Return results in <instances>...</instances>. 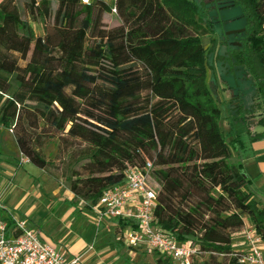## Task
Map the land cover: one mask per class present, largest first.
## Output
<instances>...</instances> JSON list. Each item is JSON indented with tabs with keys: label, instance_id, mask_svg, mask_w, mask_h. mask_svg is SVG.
Masks as SVG:
<instances>
[{
	"label": "trees",
	"instance_id": "trees-1",
	"mask_svg": "<svg viewBox=\"0 0 264 264\" xmlns=\"http://www.w3.org/2000/svg\"><path fill=\"white\" fill-rule=\"evenodd\" d=\"M232 1L246 31L228 69L254 86L264 125V0ZM114 8L120 22L108 28ZM210 26L194 0H0V129L92 203L129 167L152 163L155 226L198 245L205 264H242L233 233L253 228L264 244V206L242 164L230 162L236 139L207 82ZM237 92L234 120L246 122L256 108L247 89ZM52 140L54 158L44 150Z\"/></svg>",
	"mask_w": 264,
	"mask_h": 264
},
{
	"label": "crops",
	"instance_id": "crops-1",
	"mask_svg": "<svg viewBox=\"0 0 264 264\" xmlns=\"http://www.w3.org/2000/svg\"><path fill=\"white\" fill-rule=\"evenodd\" d=\"M104 1L110 3L111 0ZM254 115L255 112L247 115L246 122L235 121L234 116L227 115L226 123L233 133L228 140L236 139L230 162L242 164L251 179V189L264 206V125L259 123L262 114L253 121ZM22 158L13 132L1 128L0 198L8 209L28 218L38 229L42 241L53 245L67 261L81 257L77 264H129L122 256L135 257L138 251L159 253L146 245L137 248L127 245L123 234L132 223L122 228L120 220L123 219L111 218L98 224L95 210L98 202L76 196L69 187L63 189L47 170ZM246 228L233 233L235 251L248 250L244 238ZM111 233L120 235L125 245L110 246L107 238ZM261 246L264 250V244ZM159 254V264H170L168 258L174 261L168 255ZM160 259L165 261L160 262Z\"/></svg>",
	"mask_w": 264,
	"mask_h": 264
},
{
	"label": "built area",
	"instance_id": "built-area-1",
	"mask_svg": "<svg viewBox=\"0 0 264 264\" xmlns=\"http://www.w3.org/2000/svg\"><path fill=\"white\" fill-rule=\"evenodd\" d=\"M22 156V161H30L25 154ZM152 171V163L129 167L124 183L108 188L100 197L95 206L97 222L101 224L111 218L130 220L133 224L123 234L127 245L132 248L146 245L181 264H192L193 258L199 256V246L192 241L181 245L172 233L154 224L157 191L149 184ZM244 238L248 250L240 255V262L264 264L261 237L253 228H246ZM80 259L67 261L53 245L42 241L28 218L8 209L0 198V264H77Z\"/></svg>",
	"mask_w": 264,
	"mask_h": 264
},
{
	"label": "rangeland",
	"instance_id": "rangeland-1",
	"mask_svg": "<svg viewBox=\"0 0 264 264\" xmlns=\"http://www.w3.org/2000/svg\"><path fill=\"white\" fill-rule=\"evenodd\" d=\"M21 3L24 0H17ZM93 1V0H91ZM110 1V0H109ZM114 0H111L112 3ZM199 4L206 7L208 19L210 21V30L205 31L202 35V41L204 45L210 50L209 55V73H208V85L213 91L216 90V97L220 101L221 107L224 110L223 128L225 132H230L227 122V115H235V107L238 104L239 95L238 89H247L248 93L245 97V103L250 107L251 104L255 105V115L252 116V120L258 119L262 114L261 108L258 106V98L254 94V86L251 87V82L245 78L243 72L237 71L230 72L226 57L228 56V50H235L236 47L242 43V34L246 31V18L242 10L235 6L232 0H194ZM119 17L117 12L112 11L104 15V23L106 27L111 28L119 23ZM34 29L37 35L44 33V26L42 23L35 22ZM235 48V49H234ZM223 58V59H222ZM234 75V76H233ZM235 77V78H233ZM245 116V114H244ZM250 119V117H249ZM229 138V137H228ZM245 138V136H243ZM57 140H52L44 147L46 154L50 158H54L56 153ZM235 156V155H234ZM49 175L55 182L59 183L63 189L69 187V184L63 178V170L59 169H47ZM149 184L154 189H159V186L155 180L154 174H151ZM107 243L111 246L125 245L123 238L120 235L111 233V236L107 238ZM264 251V250H263ZM139 254L135 257H123L125 263L129 264H159L157 263L160 254L138 251ZM165 258V257H162ZM170 264H181L177 261H172L170 258ZM207 259V256L199 255L194 258L192 264H205L203 261Z\"/></svg>",
	"mask_w": 264,
	"mask_h": 264
},
{
	"label": "water",
	"instance_id": "water-1",
	"mask_svg": "<svg viewBox=\"0 0 264 264\" xmlns=\"http://www.w3.org/2000/svg\"><path fill=\"white\" fill-rule=\"evenodd\" d=\"M213 93H214V94L216 93V90H215V89L213 90Z\"/></svg>",
	"mask_w": 264,
	"mask_h": 264
}]
</instances>
